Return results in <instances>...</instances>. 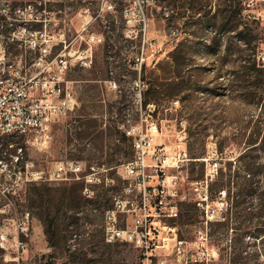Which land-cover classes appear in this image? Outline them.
<instances>
[{"label":"rangeland","instance_id":"1","mask_svg":"<svg viewBox=\"0 0 264 264\" xmlns=\"http://www.w3.org/2000/svg\"><path fill=\"white\" fill-rule=\"evenodd\" d=\"M114 7L109 0H0V43L10 58L30 65L41 30L52 37V55L86 47L93 52L91 65L78 61V51L70 57L67 78L77 107L53 122L47 143L21 141L31 162L28 175L43 176L14 184L0 174V264H222L217 226L208 220L226 211L223 184L237 189L238 156L259 111L241 95L247 69L239 59L253 58L250 46L258 41L262 61L264 0H125ZM244 26L250 46L237 35ZM111 68L121 90L106 82ZM139 75L143 101L156 103L158 141L179 160L164 172L167 189L177 176V192L166 193V201L179 213L161 217L160 245L149 257L131 241L108 242L104 229L105 210L117 198H128L131 207L140 203L138 189H127L123 163L133 148L115 116L123 104L127 114L137 112L132 82ZM5 159L13 173L11 156ZM258 160L264 161L263 151ZM61 161L69 168L57 178ZM132 213L120 210L119 224L131 226Z\"/></svg>","mask_w":264,"mask_h":264},{"label":"built area","instance_id":"2","mask_svg":"<svg viewBox=\"0 0 264 264\" xmlns=\"http://www.w3.org/2000/svg\"><path fill=\"white\" fill-rule=\"evenodd\" d=\"M41 35V41L33 42L38 53L30 65L23 63L22 58H10L7 48L0 43V174L4 173L6 178L13 179L14 184L43 176L40 171L28 175L31 162L24 158L21 141L40 145L47 143L53 122L69 114L79 103L72 80L67 78L70 57L78 51V61L82 65H91L93 61V52L88 47L81 50L62 49L52 55L51 35L46 30H41ZM92 38L101 40L102 36L93 34ZM261 58L264 62V54ZM110 71L112 75L106 80L107 84L115 90H121L114 70L111 68ZM144 86L141 75L132 82V101L137 104V112L127 114L126 105L123 104L122 110L115 113L117 127L127 135L133 148L132 156L123 163L128 180L127 189H138L140 203L131 207L128 198H117L105 210L104 229L108 242L131 241L149 257L152 250L160 245L156 232H160L161 217H176L179 213L175 204L166 201V193L177 192V176L173 175L174 186L171 189L166 188L164 176L166 168L178 164L179 160L171 156L166 145L158 141L161 127L154 115L156 103L143 101ZM178 102L179 99L172 101L173 104ZM15 145L16 151L8 152L7 146ZM7 154L13 161V173L5 159ZM72 165L70 168H81L80 164ZM67 168L68 164L61 161L55 171L56 177H62ZM120 210H133L131 226L123 227L119 224ZM164 226L169 229L175 227ZM27 228V225L21 227L23 231ZM5 237L2 234V238Z\"/></svg>","mask_w":264,"mask_h":264},{"label":"trees","instance_id":"3","mask_svg":"<svg viewBox=\"0 0 264 264\" xmlns=\"http://www.w3.org/2000/svg\"><path fill=\"white\" fill-rule=\"evenodd\" d=\"M104 1L106 0H73V3L90 5ZM109 1L116 9L125 5V0ZM58 4L64 5V2L60 1ZM113 16L114 14L109 13L110 18ZM237 35L247 46L252 44L253 39L248 37L245 26L237 31ZM259 43L255 42L254 48L250 46L253 58L241 54L239 59L247 69V84L240 86L241 95L259 109L253 116L254 125L247 146L238 156L241 161V180L236 183L235 191L233 186L223 184L228 196L226 211L221 218L208 220L210 226H217L222 264H264V161L258 160L260 152H264V62L257 59ZM245 49L242 48L241 52ZM147 102L150 101L145 100ZM123 137L131 144L127 135L123 133ZM246 156L249 159L244 161ZM180 217L182 219L183 214ZM212 233L210 229L208 235Z\"/></svg>","mask_w":264,"mask_h":264},{"label":"bare ground","instance_id":"4","mask_svg":"<svg viewBox=\"0 0 264 264\" xmlns=\"http://www.w3.org/2000/svg\"><path fill=\"white\" fill-rule=\"evenodd\" d=\"M135 107H136V109H137V104H135Z\"/></svg>","mask_w":264,"mask_h":264}]
</instances>
